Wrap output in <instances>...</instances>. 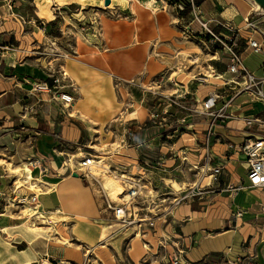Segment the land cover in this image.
Returning <instances> with one entry per match:
<instances>
[{
  "label": "crops",
  "instance_id": "obj_1",
  "mask_svg": "<svg viewBox=\"0 0 264 264\" xmlns=\"http://www.w3.org/2000/svg\"><path fill=\"white\" fill-rule=\"evenodd\" d=\"M125 1L127 4L124 0L111 3L131 9L136 2L137 8H148L155 19L156 32L159 31L158 18L168 15L164 9L155 11L151 0ZM73 4L83 12H88L91 5H99L94 0H0V264H33L44 256L59 264H162L157 253H150L152 261L143 263L140 257L144 249L140 240L128 239L131 231L123 232L118 223L111 220L94 224L96 217L107 219L112 215L103 207L95 187L80 174L71 173L75 172L80 155V146L76 145L78 138L84 133L93 134V129L99 130L120 110L122 122L128 124L122 134L130 139L127 142L120 139V147L107 156L119 157L118 164L135 169L144 156L162 162L166 171L163 168L149 170L153 181L158 182L167 179L165 174H169V170L178 174L177 167L183 155L187 164L202 165L206 161L219 164L221 168L215 186L175 205L167 220L159 223V228L173 233L181 245H185L182 254L185 264H228L229 259L237 256L250 258L254 264H264V190L248 185L245 155L235 147L245 137L260 133L256 123L247 125L242 121V116L261 111L260 102L250 99L245 91H239L237 83H225L223 79L231 78L232 74L225 70L226 56H222L218 58L219 61L223 58L221 69L208 63L209 72L197 73L194 77L187 76L184 71L179 74L178 87L171 85L163 91L156 90L184 94L186 103L191 106L182 113L184 121H178V126L165 123L162 127L158 121L141 126L149 115L146 107L135 105L131 109H120L111 74L115 70L131 74L129 76L143 73V80L165 69L170 76L163 58L158 59L160 66L156 67L147 63V56L146 60L143 58L160 44L152 48L150 42L141 40L133 42L135 46L132 45L129 53L125 52V47H118L107 50L114 53L107 56H101L98 46L91 44L97 47L99 55L90 62L80 58L76 49L75 54L68 53L65 46L60 47V37L50 34L49 28H57L54 20ZM197 6L201 16L209 24L213 23L218 35L230 33L225 23L237 27L238 50L244 66L257 75L263 74V54L245 47L249 31L242 27L243 16L255 6L253 0H203ZM161 11L163 13L158 16ZM137 18L135 15L127 22H135ZM120 19L113 21L121 31L125 25L118 22ZM64 22H59L60 29L65 27ZM259 25L263 26L264 22ZM150 27L148 19L147 28L150 30ZM135 33L134 27L132 39ZM163 40L168 41V38L163 37ZM119 50L122 52L117 53ZM120 55L125 63L118 66V60L112 59L122 58ZM210 59L216 61V58ZM194 63L192 59L188 65ZM61 69L74 86L73 90L66 85L59 89L73 96L64 107L49 92H32L30 88L35 79L51 82ZM212 90L220 96L212 109L218 111L228 100L223 110L229 116H212L201 111L202 101ZM260 113L264 115V111ZM167 132L172 134V139L165 135ZM27 167L29 172L25 170ZM36 170L39 177L35 178ZM184 175L193 177L189 171ZM195 180L189 178L185 182L191 185ZM199 180L202 184L207 177ZM30 184L34 187L40 184L41 190L28 189ZM239 184L237 189L231 187ZM32 192L36 193L38 206H27L33 210L29 216L20 209L18 198ZM37 213L53 214L56 219L50 221L49 217L46 223L38 220ZM58 223H61V230L67 224L71 227L78 224L83 230H76L78 236L74 238L85 247L71 244L61 234L53 235L59 234ZM151 250L154 252L155 247ZM221 258L223 262L213 261Z\"/></svg>",
  "mask_w": 264,
  "mask_h": 264
},
{
  "label": "rangeland",
  "instance_id": "obj_2",
  "mask_svg": "<svg viewBox=\"0 0 264 264\" xmlns=\"http://www.w3.org/2000/svg\"><path fill=\"white\" fill-rule=\"evenodd\" d=\"M94 1H96L99 5L89 6L88 12H83L82 9H80V11L79 6H77V4H73L65 8V11H61L59 13L60 16L56 17L55 21H57V28H49V33L54 36L60 37L58 39L59 43H61L60 47L65 46L67 48L68 53L71 54H75L76 52H74V50L76 49L80 58H83L90 62L92 61L91 58H97L99 55L97 47L92 46L91 44H96L98 46V49L102 51L100 54L101 56H107L108 54H114L106 52L107 50H115V48L118 47H125V52L129 53V51L133 49V46H135L133 45V42H139L141 40H144L145 43L150 42V46L152 48L160 44L158 48L153 50L150 48V52L148 51L146 55L144 54L143 58H145V60L146 56L148 58L147 63H153L152 66L155 67L156 65L160 66L158 65L157 61L158 59L160 61L163 58V62L166 63L165 68H168L170 70V76L168 75V71L167 73H165V69H163L162 72H158L150 77L148 76L143 80L141 79L143 73H138L134 74V76H129L131 74L124 72L121 73L120 71L118 73L115 70L114 73L111 74V81L112 85L114 86L116 99H118V101L120 102V109H123L124 107H127V109H131L135 105L138 107L145 106L148 113L150 110L154 109L156 105L155 102L159 101V99L157 100L154 97V94L152 93L153 89L163 91V88L168 89L171 85L173 88L178 87L176 82L179 79L178 77H180L179 74H183L184 71H187V76L194 75L195 77V75H198L197 73L201 74L209 72L211 67L208 65V63H210L217 69H221L222 67H224V62L222 60L223 58L220 61L218 60V58L220 59V57L222 56L225 57L226 53L217 47V45L209 37V34L206 32V30H202L200 28L199 24H197V22L193 18L191 10L187 11L186 13H180L174 7V3L178 2L179 0H151L153 5L155 4L153 6L156 8L155 11H158L159 9H164V11H166L168 14H165L161 18H158L159 31L157 30V32L155 29V22L153 21L155 19L152 17V11H150L148 8L145 9L139 6L137 8L136 2H134L130 9V7L122 8L119 4L114 5L113 3H111V1L114 2L115 0H110L108 4H104L103 0ZM140 1L146 2V0ZM24 2L26 3V1ZM181 2L183 4L186 3L185 0H181ZM124 3L127 4L125 0ZM28 6L34 7L33 4H28ZM262 10L263 9L259 11ZM75 12L78 13L74 14ZM161 13H163V11L158 12L157 15L159 16V14ZM135 15L138 16V18L134 20L135 22L128 23L127 20L132 19V17ZM116 18H122L118 22H121L125 25L124 29H121V31L119 30L120 28L117 27L118 23L113 21V19ZM148 19L149 26H151L150 30L149 28H147ZM63 20L66 21L64 22V24L67 28L63 26L61 27L62 29H60L59 22ZM212 24L213 23L209 24V27L216 31ZM220 24L221 23H219L218 25ZM134 27L136 33L132 39V31ZM163 37H167L168 41L163 40ZM176 49L180 50L176 52ZM119 52H122V50H119L117 53ZM212 55L214 56L212 57ZM120 56H122V58L112 59L118 60V63H116L118 64V66L122 63H125L123 55ZM210 58H216V61H212ZM192 59H195V63L191 64L190 66L188 64L189 62H191ZM148 67L150 66L148 65ZM137 75L139 76V78H137ZM178 92L172 91L171 93H169L166 91L164 93L175 95L178 99L181 98L185 100V102L181 101V104H187V98L183 96L180 92ZM176 93L178 94L176 95ZM173 106L174 108L171 109ZM164 107L167 108L171 113L165 114L164 118L160 121L163 123L178 126L180 124L179 122L184 121V115H182V113L186 112L191 106L186 108V106L182 107L179 105L177 106L175 104H166ZM120 111L116 113L115 116L111 117L110 120L107 121L104 126L99 127V130L94 131L93 129V134L89 135L84 133L81 137L78 138L76 145L80 146V148H78V152H80V154L87 151L92 154L95 153V157L98 158V160H101L102 164L111 163V165L119 166V160L117 159L119 157H116V155H112V158L107 156L108 154H111V150L120 147L118 143L120 142V139L124 138L126 142L130 139V137H124L122 134V131H124V127L128 124L127 122H122V113ZM157 121V119L146 118L144 121L141 122V126H146L150 123H157ZM87 124V126H89V129L92 131L89 122H87ZM177 128L179 129V127ZM172 138L173 136H171L170 139ZM185 160V158L183 159V157H181L180 163L177 167V169H179L177 171L179 175L176 174L174 171L169 170V174H165L167 179H160V182H158L153 181L151 177L152 174L150 173V183H148V181L146 180H143L144 184L146 185V190H149L152 195L156 194L159 195L157 197H160L161 193H167L168 191L177 192L178 188L188 187L190 184H186L187 182L185 181H187V179L189 180V178L193 180L195 179V176L193 170L187 169L189 164H187ZM139 163H142V161L138 160V164ZM128 166L129 165H120L119 167H117V169L120 171L124 170L125 173L137 172L138 167H136L135 169H129ZM149 166L150 167H147L151 170L163 168V171H166L162 162H153L149 164ZM94 170L98 171V169L96 168H94ZM185 171L191 172L193 174V177H185ZM37 172L38 170H36L34 174L35 178L39 177L37 175ZM104 175H108L110 177L112 176V174H103L102 172H100L101 183L103 181V185L105 186V182H109V180H107L108 177H104ZM116 180L117 184L115 185V188L112 185L114 183L111 184L112 187H106V192L109 191L113 198L117 197L118 191L121 190L120 185L122 186V184L117 178ZM20 183L21 182L19 181L18 184ZM30 185L28 189L38 190V188H41L40 184L35 185V187L33 186V184ZM95 185L96 184H94L93 186L95 187V190L98 193L97 188L99 187ZM151 186L153 187L152 189ZM175 189L177 190L175 191ZM147 193L148 192L145 191L146 197L148 195ZM111 195L109 194V196ZM117 200L118 199H116V201ZM167 201H165L164 203H167ZM27 206L28 205H26L25 207L20 206V209H23V212L27 213L30 216L33 213V210L27 209ZM161 207H163V204L162 206H160V208ZM43 213H37V216L38 214H42L43 216L42 218L39 217L38 220L47 223V221L45 220L48 219L49 216H46ZM52 215H50L51 221L55 220V217ZM111 220L113 222L118 223V220L113 216L107 219L96 217L95 219H93V223H104L110 222ZM57 225L58 228L56 226V229L58 230L59 234L53 233V235L59 236L61 234L63 239L70 241L71 244L74 243L80 248L85 247V245H83V242H80L79 240L74 238V236H78V232L76 230H83L79 228L78 224L74 227H71V224H67V227H63L62 230L61 223H58ZM117 225L120 227L119 224ZM71 229L75 233V235L74 233H72V231H70ZM121 230L123 232L133 231L130 232V234L127 236L128 239L134 237L136 233L134 226L131 224H125V226L121 227ZM146 237L154 243V238H152L150 234L146 235ZM134 238H136L137 241L140 240L138 235H136ZM88 252L89 251L87 250L86 255H88ZM142 257L143 256H141L140 258L143 259V263H149L152 261L150 256H147L146 258ZM213 261H216V263H218L219 261L223 262V258H221L220 260L216 259Z\"/></svg>",
  "mask_w": 264,
  "mask_h": 264
},
{
  "label": "built area",
  "instance_id": "obj_3",
  "mask_svg": "<svg viewBox=\"0 0 264 264\" xmlns=\"http://www.w3.org/2000/svg\"><path fill=\"white\" fill-rule=\"evenodd\" d=\"M188 2L189 7L193 14V18L199 24L202 30H206L211 40L217 45L219 49L226 53L225 70L232 74L229 79H223L225 83L232 82L238 84L239 91H245L250 99L260 102L261 111L252 113L251 115L242 116L244 124L256 123V128L260 132L252 135V137H245L241 142L235 145L236 149H239L245 155V167H246V181L251 187L258 186L264 190V115L260 112L264 111V73L257 75L244 66L242 61L241 52L239 47V36L237 27H233L230 23L224 25L230 29L228 34H217L212 28L209 27L208 20L201 16L200 9L194 0H185ZM174 7L179 10L183 8L181 0L174 3ZM264 22V11H259L258 7H252L246 15L243 16L242 27L248 30L249 33L245 36V47L254 52H260L263 54V61L261 63L264 70V25L260 26V22ZM257 34L258 37L254 36ZM58 75L52 77V81L48 82L46 79H35L31 83V91L50 93L51 97L60 101L62 107L71 102L73 96L70 92L59 89L62 86H72L71 80L68 78L66 72L62 69ZM66 81L64 82L63 80ZM143 86V85H142ZM154 97L159 101L155 102L154 109L148 113V119H157L162 127H165V123L160 120L164 118L165 114H169V110L164 106L166 104H175L188 108V104H181L183 99L179 100L175 95L167 93H159L156 90H152ZM184 96V94H182ZM181 96V97H183ZM220 98L219 93L216 91H210L207 97L201 103V111L207 115L212 116H229L225 113L223 107L227 104L224 101L222 106L215 111L212 109L216 100ZM164 103V104H163ZM162 114V115H161ZM213 122V118L209 121V124ZM165 125V126H164ZM210 126V125H209ZM165 135L171 138V133H165ZM143 155V154H142ZM183 159L185 155L182 156ZM186 159V158H185ZM142 163L138 164L137 172L125 173L120 171L116 166L108 164H102L98 158L95 157V153L84 152L79 155L76 161L75 172L80 174L88 183L99 187L98 196L102 201L103 207L108 209L111 215L116 218L122 226L125 224H131L136 231L135 234L139 236L140 243L144 249L142 258H146L150 253H157L162 261V264H185L186 261L182 254L184 253L185 245H181L177 237L174 234L165 233L163 229L159 228V223L167 220L171 214L170 211L175 205H178L182 201L190 200L196 194H200L205 189L215 186L214 182L217 181V174L220 171L219 164H208L206 161L202 165L189 164L187 169L193 170L195 176V182L186 188H178L177 192L168 191L167 193H161L159 195L151 194L149 190H146V185L143 180L150 183L149 164L153 161L147 157H142ZM119 165H121L119 163ZM148 166V167H147ZM94 168L98 169L95 171ZM147 171V172H146ZM98 172V173H97ZM100 172L103 174H112L119 182L124 186V193L119 195L118 200L112 199L106 189L102 186ZM200 172V173H199ZM207 177L204 183H199V178ZM241 184L232 186L233 189H237ZM153 187L151 186V189ZM177 189H175L176 191ZM145 191L148 195L146 197ZM159 200V201H156ZM168 200V201H167ZM167 201V203H164ZM18 203H28L31 206L37 208L36 193L32 192L28 195L22 194L18 198ZM163 207L160 208V206ZM240 214V211H237ZM150 234L154 238V243L150 241L146 235ZM155 247L154 252L152 248ZM145 256V257H144ZM229 264H254L250 258H243L240 256L235 257L233 260H228ZM33 264H59L55 260H51L48 257H39Z\"/></svg>",
  "mask_w": 264,
  "mask_h": 264
},
{
  "label": "bare ground",
  "instance_id": "obj_4",
  "mask_svg": "<svg viewBox=\"0 0 264 264\" xmlns=\"http://www.w3.org/2000/svg\"><path fill=\"white\" fill-rule=\"evenodd\" d=\"M253 3H254L255 6H258V2H257V0H253ZM99 161H100V160H99ZM25 170L29 172L28 167H27ZM24 172H25V171H24ZM25 175H26V174H25ZM27 175H28V174H27ZM104 177H105V176H104ZM29 179H30V178H29ZM30 180L32 181V179H30ZM107 180H109V182L106 181V182H105V186L102 184V186H103L105 189H106V186H109V187H110L112 183H114V184H112L113 187H114V188L116 187L115 185L117 184V180H116V178H114V176H110V177L108 176ZM111 187H112V186H111ZM120 187H121V190L118 191V193H117V197H116V198H113L112 196H110L112 199H115V200H116V199L119 198V195H120V194L124 193V186H121V185H120ZM39 190H41V188H38V191H39ZM108 195H109V194H108ZM113 195H114V194H113ZM24 205L31 206V205L28 204V203H23L22 206H24ZM34 207H35V206H33V208H34ZM38 215H39V217H41V218L43 217L42 214H38ZM49 217H50V216H49ZM53 218H54V217H53ZM55 219H56V218H55ZM45 221H46V220H45ZM50 221H51V220H50ZM117 222H118V224L120 225V228H121L123 224H121L119 221H117ZM131 232H133V231H131ZM136 235H137V234H135L134 237H135Z\"/></svg>",
  "mask_w": 264,
  "mask_h": 264
},
{
  "label": "water",
  "instance_id": "obj_5",
  "mask_svg": "<svg viewBox=\"0 0 264 264\" xmlns=\"http://www.w3.org/2000/svg\"><path fill=\"white\" fill-rule=\"evenodd\" d=\"M110 2V0H103V3L104 4H108ZM257 2H258V8H259V10H261V9H263L262 11H264V0H257ZM72 173V175H74V176H77L78 174L76 173V172H71Z\"/></svg>",
  "mask_w": 264,
  "mask_h": 264
},
{
  "label": "trees",
  "instance_id": "obj_6",
  "mask_svg": "<svg viewBox=\"0 0 264 264\" xmlns=\"http://www.w3.org/2000/svg\"><path fill=\"white\" fill-rule=\"evenodd\" d=\"M203 0H195L194 2L196 3V4H199L200 2H202ZM186 2V1H185ZM180 13H186L187 11H189V4H188V2H186V3H184L183 4V8L182 9H179L178 10ZM56 20V19H55ZM54 20V21H55ZM53 22V21H52ZM52 22H50V23H52Z\"/></svg>",
  "mask_w": 264,
  "mask_h": 264
}]
</instances>
